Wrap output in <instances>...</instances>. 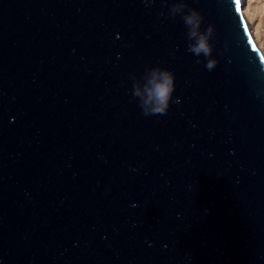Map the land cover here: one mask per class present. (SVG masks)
Returning a JSON list of instances; mask_svg holds the SVG:
<instances>
[{"label": "water", "instance_id": "water-1", "mask_svg": "<svg viewBox=\"0 0 264 264\" xmlns=\"http://www.w3.org/2000/svg\"><path fill=\"white\" fill-rule=\"evenodd\" d=\"M0 0V264H264V49L248 0ZM174 74L146 116L133 77Z\"/></svg>", "mask_w": 264, "mask_h": 264}, {"label": "clouds", "instance_id": "clouds-1", "mask_svg": "<svg viewBox=\"0 0 264 264\" xmlns=\"http://www.w3.org/2000/svg\"><path fill=\"white\" fill-rule=\"evenodd\" d=\"M146 6H150L145 0ZM170 15L181 16L188 29L187 39L189 41L187 51L196 57L203 56L206 68L212 71L217 61L212 57L213 45L211 43L214 29L209 26L201 31L202 17L195 9H189L183 0L173 3L170 8ZM134 98H139V107L146 116L166 114L170 107L175 90L174 74L160 67L146 68L142 80L133 77Z\"/></svg>", "mask_w": 264, "mask_h": 264}, {"label": "rangeland", "instance_id": "rangeland-1", "mask_svg": "<svg viewBox=\"0 0 264 264\" xmlns=\"http://www.w3.org/2000/svg\"><path fill=\"white\" fill-rule=\"evenodd\" d=\"M264 49V0H248Z\"/></svg>", "mask_w": 264, "mask_h": 264}]
</instances>
